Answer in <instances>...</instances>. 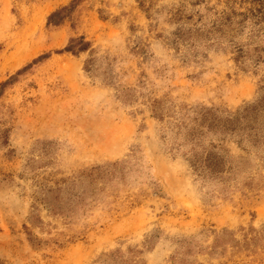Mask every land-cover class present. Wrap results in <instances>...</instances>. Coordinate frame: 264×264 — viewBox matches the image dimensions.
Here are the masks:
<instances>
[{"label": "rangeland", "instance_id": "obj_1", "mask_svg": "<svg viewBox=\"0 0 264 264\" xmlns=\"http://www.w3.org/2000/svg\"><path fill=\"white\" fill-rule=\"evenodd\" d=\"M70 2L0 0V264H264V0Z\"/></svg>", "mask_w": 264, "mask_h": 264}, {"label": "trees", "instance_id": "obj_2", "mask_svg": "<svg viewBox=\"0 0 264 264\" xmlns=\"http://www.w3.org/2000/svg\"><path fill=\"white\" fill-rule=\"evenodd\" d=\"M78 0H71L68 6L62 7L54 12H52L47 18V26H60L68 18L69 12L74 8ZM90 45L85 42L83 38L72 39L69 41L68 45L61 51L56 52L57 54L69 53L73 56H77L81 53H86L89 51ZM4 84L0 85V96L1 90ZM197 162H193V166H197ZM200 165V164H199ZM204 169L209 170L212 173L221 172V163L213 155H207L202 164ZM198 167V166H197Z\"/></svg>", "mask_w": 264, "mask_h": 264}]
</instances>
